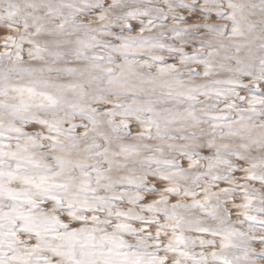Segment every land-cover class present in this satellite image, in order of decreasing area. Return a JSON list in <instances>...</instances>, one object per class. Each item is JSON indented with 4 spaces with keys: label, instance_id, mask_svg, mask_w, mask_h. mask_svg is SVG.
I'll list each match as a JSON object with an SVG mask.
<instances>
[{
    "label": "snow or ice",
    "instance_id": "snow-or-ice-1",
    "mask_svg": "<svg viewBox=\"0 0 264 264\" xmlns=\"http://www.w3.org/2000/svg\"><path fill=\"white\" fill-rule=\"evenodd\" d=\"M0 264H264V0H0Z\"/></svg>",
    "mask_w": 264,
    "mask_h": 264
}]
</instances>
